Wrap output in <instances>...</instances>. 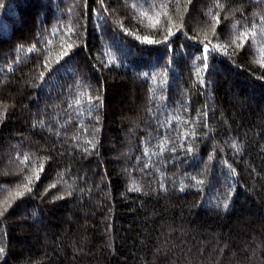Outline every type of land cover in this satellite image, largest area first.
I'll return each instance as SVG.
<instances>
[{"label":"trees","instance_id":"1","mask_svg":"<svg viewBox=\"0 0 264 264\" xmlns=\"http://www.w3.org/2000/svg\"><path fill=\"white\" fill-rule=\"evenodd\" d=\"M0 249L264 264V0H0Z\"/></svg>","mask_w":264,"mask_h":264},{"label":"snow or ice","instance_id":"2","mask_svg":"<svg viewBox=\"0 0 264 264\" xmlns=\"http://www.w3.org/2000/svg\"><path fill=\"white\" fill-rule=\"evenodd\" d=\"M148 43H152V41H147ZM207 67V65H205V68ZM225 207H227V205L225 204L224 205ZM3 250L2 249H0V252H2Z\"/></svg>","mask_w":264,"mask_h":264}]
</instances>
